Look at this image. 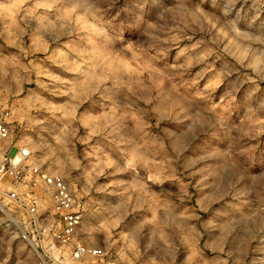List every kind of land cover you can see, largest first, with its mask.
Wrapping results in <instances>:
<instances>
[{"label":"rangeland","instance_id":"1","mask_svg":"<svg viewBox=\"0 0 264 264\" xmlns=\"http://www.w3.org/2000/svg\"><path fill=\"white\" fill-rule=\"evenodd\" d=\"M0 95L132 264H264V0H0ZM0 264H37L0 224Z\"/></svg>","mask_w":264,"mask_h":264},{"label":"built area","instance_id":"2","mask_svg":"<svg viewBox=\"0 0 264 264\" xmlns=\"http://www.w3.org/2000/svg\"><path fill=\"white\" fill-rule=\"evenodd\" d=\"M21 131L13 101L0 95V224L32 248L37 264H126L82 240L78 195L64 176L38 161Z\"/></svg>","mask_w":264,"mask_h":264}]
</instances>
